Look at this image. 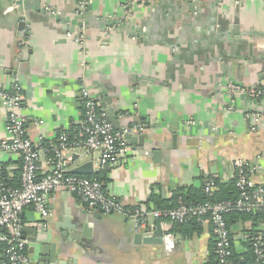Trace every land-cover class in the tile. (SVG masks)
Returning a JSON list of instances; mask_svg holds the SVG:
<instances>
[{"label": "crops", "instance_id": "obj_1", "mask_svg": "<svg viewBox=\"0 0 264 264\" xmlns=\"http://www.w3.org/2000/svg\"><path fill=\"white\" fill-rule=\"evenodd\" d=\"M78 2L41 0L38 12L17 0H0V88H22L21 116L31 140L44 148L43 171L48 167L45 149L62 131L72 136L70 173L83 163L74 161L83 150L73 136L83 120L84 84L99 106L111 100L121 128L146 125L143 133L132 135L143 136L144 147L130 142L131 159L106 172V191L126 208L147 209L153 194L170 200L180 188L200 189L210 179L228 183L235 159L259 162L263 170L253 179L264 186V124L250 133L247 119L251 112L264 111V100H233L225 92L231 82L264 87V0H156L132 11L129 19L135 20L137 31L131 25L124 30L104 25L124 21L121 0H90L88 28L73 32ZM7 137L6 112L0 106V143ZM85 159L97 173L99 153ZM0 167L10 185H20L18 156L0 150ZM49 205L47 229L34 210L22 214L26 229L38 230L49 245L56 246L65 232V213L73 223L94 227L90 246H57V263L207 264L210 259V224L202 225L200 237L184 239L171 232L173 226L161 223L163 236L169 232L175 239V251L168 255L163 245L136 243L134 224L121 214H89L63 190L51 195ZM156 221L148 219L154 231ZM263 227L232 224L235 253L247 252L241 235ZM26 236L33 237L29 232ZM30 243L31 264H38L39 247ZM187 244L193 245L190 253Z\"/></svg>", "mask_w": 264, "mask_h": 264}, {"label": "built area", "instance_id": "obj_2", "mask_svg": "<svg viewBox=\"0 0 264 264\" xmlns=\"http://www.w3.org/2000/svg\"><path fill=\"white\" fill-rule=\"evenodd\" d=\"M155 1L121 0V6L130 17L136 8L149 6ZM215 1L217 4L222 2ZM89 3L90 0H79L80 11H84ZM225 92L233 100L241 96L252 101L264 100V87H245L231 82ZM80 100L84 110L83 120L75 129L73 137L78 141V147L83 150V156L74 152V161L86 160L85 156L98 152L99 159L95 170L97 173H104L131 159V146L127 136L143 133L146 125L141 122L118 131L84 84L80 89ZM0 106L6 112L8 133L7 139L0 143V150L14 154L21 160L20 185L16 188L5 182L4 170L0 167V264L32 263L28 254L31 243L24 233L26 226L22 214L27 209L34 210L40 216L41 226L47 229L52 215L50 197L60 190L77 197L89 214H121L134 224L135 229L142 231L151 227L148 226L149 217L160 220L167 226L186 225L192 220L203 225L210 224L214 255L218 264H235V242L227 224V217L233 213L264 214V186L253 179V175L262 172L263 168L259 162L249 163L239 159L234 160V171L231 175L239 194L234 201H213L216 186L212 182H206L204 192L209 199L202 204L193 205L180 201L178 206L169 210H149L141 206L128 209L106 191L103 183L70 173L71 161L68 155L73 151V143L72 136L67 131H62L57 141L45 149L48 154V167L45 171L42 170L40 161L44 148L35 144L27 132L21 116L24 95L19 85L16 84L10 90L0 88ZM247 119L249 132H257L264 124V111L251 112ZM189 124L194 122L190 121ZM240 239L248 243L255 264H264V227L241 235ZM162 245L168 255L172 254L175 251L174 235L165 232Z\"/></svg>", "mask_w": 264, "mask_h": 264}, {"label": "water", "instance_id": "obj_3", "mask_svg": "<svg viewBox=\"0 0 264 264\" xmlns=\"http://www.w3.org/2000/svg\"><path fill=\"white\" fill-rule=\"evenodd\" d=\"M17 2L26 9L31 8L38 12L42 11L41 0H17ZM87 12H88V6L84 11H80L79 7L77 8V11L75 12V20L71 22L73 25V28L71 30L73 32L77 29L81 30L88 28L89 21L87 20ZM55 20L64 22L65 24L69 22V20H63L60 16H55ZM22 25L24 28L25 23L23 22ZM104 25H108V26L111 25L112 29L118 28V30H124L131 25V29L137 31L135 20L133 19L130 20L127 14L125 15L124 21L112 20L105 22ZM110 104H111V100L105 99V102L100 104V108L106 114L107 119L113 125V127L118 131H121L123 128H121L115 112H113L112 109L110 108ZM127 139L129 142H134V144L136 145L138 144L140 148L144 147V137L141 135H139L138 137H133L131 135H128ZM154 155L157 158L159 156V152H155ZM81 161H83L82 165L76 167L71 172V174L77 176H85V177L93 175V165H94L93 162L86 160H81ZM64 216H65L64 218L65 220L61 228L64 229L65 232L61 235L58 244L56 246L49 245L46 239L40 237L38 230H34V229L24 230L25 234L29 232L33 235L30 242L34 243L35 245H37V247H39L38 264H61V263H57V257H58L57 246H62L63 248H67V244H73L74 248L78 249L79 247H86L91 245L92 242L91 235L94 230V227H92L89 222H84L82 226L77 222L73 223L69 218H67L69 216V213H65ZM156 223L157 226L154 232L151 227H148L147 230L145 231L136 229L137 235L135 237V242L143 243V244L162 245L163 232L161 229V221L157 220ZM32 252L35 253L36 249H33ZM61 252L66 253L67 251L63 250Z\"/></svg>", "mask_w": 264, "mask_h": 264}, {"label": "trees", "instance_id": "obj_4", "mask_svg": "<svg viewBox=\"0 0 264 264\" xmlns=\"http://www.w3.org/2000/svg\"><path fill=\"white\" fill-rule=\"evenodd\" d=\"M89 179H95L105 184L108 182L106 178V172L95 173L91 176H87ZM5 182L10 186L6 176H4ZM207 182H212L216 186V192L214 193L212 200L215 202L234 201L238 198V191L235 186V181L232 180L228 183H222L216 179H210ZM18 186H14L16 188ZM209 198L204 192V186L200 189L194 188H180L176 191L170 200H163L159 195H151L146 205L149 210H169L178 206L179 202L182 201L187 204L198 205L206 202ZM237 221L251 222L256 228L261 223H264V214L258 213L256 215H246L241 213H233L227 217V224L230 227ZM203 224L198 223L196 220L190 221L186 225H174L171 232L174 235H181L184 239H192L197 236L200 237L204 233ZM257 231L253 229L251 233ZM210 259L207 264H218L214 255V243L209 244ZM235 264H255L252 251L247 243V252L238 255L235 253L234 256Z\"/></svg>", "mask_w": 264, "mask_h": 264}, {"label": "rangeland", "instance_id": "obj_5", "mask_svg": "<svg viewBox=\"0 0 264 264\" xmlns=\"http://www.w3.org/2000/svg\"><path fill=\"white\" fill-rule=\"evenodd\" d=\"M192 246H193V245H190V244L188 245V244H187V246L185 247L186 249H187V248L189 249V251H188L189 253L192 251V248H193ZM182 247H184V246H182Z\"/></svg>", "mask_w": 264, "mask_h": 264}]
</instances>
